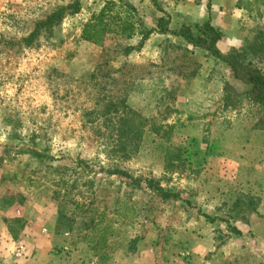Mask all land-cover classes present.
<instances>
[{"label":"rangeland","instance_id":"rangeland-1","mask_svg":"<svg viewBox=\"0 0 264 264\" xmlns=\"http://www.w3.org/2000/svg\"><path fill=\"white\" fill-rule=\"evenodd\" d=\"M103 2L0 0L6 264H264V108L182 37L82 41ZM248 10L213 26L221 53L260 41L264 5Z\"/></svg>","mask_w":264,"mask_h":264},{"label":"trees","instance_id":"trees-1","mask_svg":"<svg viewBox=\"0 0 264 264\" xmlns=\"http://www.w3.org/2000/svg\"><path fill=\"white\" fill-rule=\"evenodd\" d=\"M264 5V0H237V7L249 11L250 7ZM61 10V9H60ZM61 11L53 14V18H60ZM167 17V16H166ZM169 19L161 17L156 24V29L144 30L141 28L140 19L136 9L128 0H108L104 6L95 14H92L88 21L82 26L80 39L95 46H102L109 35L120 36L131 39L137 34H141L142 41L156 31L163 34L168 33ZM171 35L182 37L194 47L202 49L209 56L224 63L233 78L248 87L247 97L252 103L264 108V72L257 66V55L264 54V34H259L260 41H256L248 48L237 50L230 49L223 54L217 47L221 40V32L214 28L209 21L202 24L182 25L178 30L169 32ZM123 110L132 117H137L136 113L130 112L124 103ZM138 118V117H137ZM130 121L120 117L117 123L120 124L119 136L126 137L125 128ZM138 128H142V123ZM135 133V134H134ZM136 138H139L141 131L134 130ZM123 149V148H122ZM122 173V172H121ZM119 173V174H121ZM123 175V174H122ZM238 233L236 230H233ZM105 230L99 235L98 241L90 248L92 252L105 242ZM105 246V244H104Z\"/></svg>","mask_w":264,"mask_h":264},{"label":"crops","instance_id":"crops-1","mask_svg":"<svg viewBox=\"0 0 264 264\" xmlns=\"http://www.w3.org/2000/svg\"><path fill=\"white\" fill-rule=\"evenodd\" d=\"M108 0H104L102 5H100L99 10L104 6ZM129 3L136 9L137 16L140 19L141 28L146 30L156 29L157 21L161 18L169 19L168 30L169 32L178 30L186 21L201 24L209 21L212 26H218L219 20L224 19L225 17L230 20H235L239 18H247L246 12L243 9L237 7V0H159L161 5L158 7L154 0L144 1L146 7V14H138L140 4L142 0H128ZM167 16V17H166ZM246 16V17H245ZM157 33L153 31L149 37L144 41L148 43V47L154 52L160 51L157 47L152 46L151 44L155 43L157 37L168 38L171 36L170 33ZM175 37V36H174ZM136 38V41H142L141 34H137L132 39ZM177 40L178 37H175ZM143 43V44H144ZM216 62L203 58L200 61L198 74L194 77L195 82L204 81L208 77H213L214 69ZM6 241H8L6 237ZM4 240L0 238V264H6L11 254L7 251ZM41 247V246H39ZM36 258L43 255L42 248L40 250H35ZM56 253V252H55ZM38 255V256H37ZM44 256V255H43ZM53 256V254H52ZM40 260V259H39ZM43 264L40 261H32L30 264Z\"/></svg>","mask_w":264,"mask_h":264},{"label":"built area","instance_id":"built-area-1","mask_svg":"<svg viewBox=\"0 0 264 264\" xmlns=\"http://www.w3.org/2000/svg\"><path fill=\"white\" fill-rule=\"evenodd\" d=\"M23 252H24V248L20 247L17 253L15 254V256L20 258L23 255Z\"/></svg>","mask_w":264,"mask_h":264}]
</instances>
